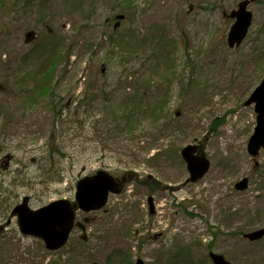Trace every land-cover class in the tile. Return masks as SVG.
Instances as JSON below:
<instances>
[{
	"label": "rangeland",
	"instance_id": "obj_1",
	"mask_svg": "<svg viewBox=\"0 0 264 264\" xmlns=\"http://www.w3.org/2000/svg\"><path fill=\"white\" fill-rule=\"evenodd\" d=\"M240 1L135 0L118 20L116 0H0V183L32 209L75 201L77 181L99 170L123 183L106 214H79L89 220L87 241L75 229L58 252L23 236L0 202V264H106L118 251L132 264H213L211 252L231 264H264V238H244L264 228V152L255 167L247 146L256 113L245 105L264 79V0L250 7L249 35L231 50L233 21L224 13ZM29 31L36 42L44 31L62 41L52 104L30 98L44 76L42 61L27 58L35 46L25 42ZM165 46L170 54L157 66ZM140 89L143 112L123 121ZM86 93L92 103L77 110ZM162 103L164 118L153 120L150 108ZM190 144L202 145L211 169L186 185L180 151ZM159 152L163 162L154 160ZM244 177L249 188L237 191Z\"/></svg>",
	"mask_w": 264,
	"mask_h": 264
},
{
	"label": "water",
	"instance_id": "obj_2",
	"mask_svg": "<svg viewBox=\"0 0 264 264\" xmlns=\"http://www.w3.org/2000/svg\"><path fill=\"white\" fill-rule=\"evenodd\" d=\"M255 0H243L234 9L229 17L234 23L228 33L227 43L230 49L240 47L247 38L253 23V13L249 10ZM192 10V8H191ZM119 20L124 15L117 17ZM119 23L116 25L118 27ZM34 38L32 32L27 34V41ZM246 106L254 105L256 113V127L248 142V153L254 158L258 166L257 158L261 151H264V79L253 91L245 103ZM181 157L186 164L189 178L186 184L198 183L208 174L211 162L201 151L200 145L190 144L181 151ZM10 159V157H7ZM249 187V179L244 177L236 183L237 191H246ZM122 185L107 171H98L92 176L80 179L76 186L75 202L62 199L57 200L39 209H31L29 198L25 197L21 204H18L12 211V217L17 218L18 228L22 235L42 240L49 251H58L68 242L75 227L78 211L86 213L96 212L103 209L109 200L110 194L119 195ZM150 212L154 213V202L149 198ZM77 227L82 229V239L87 241L86 227L78 222ZM3 227L0 228V231ZM244 238L250 242L264 238V228L245 234ZM210 258L213 264H231L223 255L211 253ZM137 264H143L138 260Z\"/></svg>",
	"mask_w": 264,
	"mask_h": 264
},
{
	"label": "trees",
	"instance_id": "obj_3",
	"mask_svg": "<svg viewBox=\"0 0 264 264\" xmlns=\"http://www.w3.org/2000/svg\"><path fill=\"white\" fill-rule=\"evenodd\" d=\"M31 1H35V0H31ZM116 3L119 4L120 7H122V12L121 14H124V12H126L127 10L130 9V7H132L135 3V0H116ZM45 33V37H43L39 42H34L33 45H35L33 47V49L30 51L29 55H27V58L31 59H38L42 61L40 67H38V70H40L41 75L43 74V78H41L40 81H36L37 83L35 84V86L33 87V91L30 92V98L32 100H37V98H41V99H49L48 103L52 104V100L53 97L55 95L54 93V89L51 86V77L53 74V71L56 67L57 62L59 61V59L62 56L61 53V45H62V41L61 39L55 38L54 34L49 32V31H44ZM122 37H120L121 39ZM119 39V40H120ZM124 42L121 43V45ZM164 48H168L167 46L162 47L159 51V53L157 54V56H159L160 54V58L157 57L155 55L156 58H154V61L156 62L155 65L160 66V63H162V61L165 62V60L168 58L169 50L168 51H164L162 49ZM158 49V48H157ZM161 52V53H160ZM61 53V54H60ZM155 54V53H154ZM162 58V59H161ZM256 62L259 61V58L255 59ZM166 64V63H164ZM39 66V65H38ZM43 68V70L41 69ZM170 67H167L166 69V73L169 74L171 70H168ZM45 70V71H44ZM168 70V71H167ZM171 74V73H170ZM90 96H92L89 93H86L85 97L83 99H81L79 101V104L77 106V110H80L81 108H87L93 100L89 99ZM145 97H147V92H142V89L140 90H136L131 97L129 98V105L126 109L122 110V120L123 121H128L131 122L133 121V119L136 118V116L139 114V112H143V107H142V103L145 99ZM68 107V105H65L61 110L63 111L64 109L66 110V108ZM85 111H83L82 113H84ZM87 112V110H86ZM166 110H165V103H162L160 105L156 104V106H153L152 108H150V112L149 114H151V116L153 117V120L156 121H160L161 119H163V115L165 114ZM62 114V112L59 111V113H57V116L60 117ZM216 122V119L213 121L212 124H214ZM212 126V125H211ZM129 130V128H128ZM59 152V153H58ZM50 153L51 154H61V151L58 150V148L51 147L50 149ZM165 158V152H159L154 156V160H161L163 162ZM10 185H5V183H0V202L2 203V205H5L3 211L5 213L10 212L11 210H13V208L16 206L15 202L13 200L15 199H11V193H14V191H10ZM4 195H6L7 198H9L12 201H8L9 199H4ZM17 195H15L16 198ZM107 210L103 211L104 214H106ZM83 242V241H82ZM83 244V243H82ZM68 246V245H67ZM63 250V249H62ZM61 250V251H62ZM181 255H191L190 251L187 250L185 253L182 251ZM132 256L130 253L126 254L123 253L121 251L116 252L115 254L111 255L107 261L106 264H132ZM191 264V263H189Z\"/></svg>",
	"mask_w": 264,
	"mask_h": 264
}]
</instances>
